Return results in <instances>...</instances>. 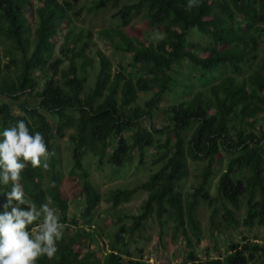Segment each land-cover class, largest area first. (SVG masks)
Here are the masks:
<instances>
[{
	"label": "trees",
	"instance_id": "1",
	"mask_svg": "<svg viewBox=\"0 0 264 264\" xmlns=\"http://www.w3.org/2000/svg\"><path fill=\"white\" fill-rule=\"evenodd\" d=\"M136 1L118 14L123 26L144 14L159 30V39L148 42L134 40L120 30L102 32L111 41L114 35L120 36L122 41L115 44L116 49L132 56V72L124 68L114 74L111 61L103 53H98L96 60L88 56V34L75 26L78 13L71 3L0 0V35L12 46L4 56L0 51V100L28 96L22 104L23 114H14L9 104L0 102V121L6 128L23 119L31 131L44 136L51 151L55 140L72 130L74 170L84 180L86 207L82 219L89 229H80L78 220L69 219V202L62 193V177L55 161L47 170L29 166L23 173L26 195L37 205L51 199L66 230L78 229L68 239L64 235L52 260L44 258L40 264H151L131 256L123 235L136 234L152 219L161 228L172 222L174 238L186 244L184 264H264V241L258 239L232 243L216 258L202 259L196 253L197 244L204 240L197 218L202 200L211 206L210 229L214 233L241 226L264 227V57L260 55L264 0H200L192 9L186 8L187 0ZM115 2L118 6L120 0ZM30 20L36 27L33 40L28 37L32 32ZM64 30L68 33L62 58L55 59L56 41ZM193 30L211 39L212 45L190 42L188 36ZM4 58H9L8 64ZM66 61L68 70L63 69ZM184 61L209 75H224L229 69L232 74L207 92H198L192 100L169 107L167 126L145 129L142 121L154 117L164 95L172 90L174 66ZM97 66L95 85L88 91L90 70ZM140 93L151 95L143 106ZM30 98L37 102L35 107L29 104ZM43 112L57 118L56 128ZM192 127H196L195 132L187 141L186 133ZM157 135L164 136L165 142L161 143ZM112 138L115 145L110 149ZM157 146L165 151L155 163H162L161 168L141 186L110 194L118 209L139 192H148L142 212L132 217L129 231L124 227L115 238L106 236L110 242L104 243L109 250L103 258L97 259L91 250L85 255L80 247L90 248L96 236L104 237L93 224L102 196L91 183L85 157L92 154L101 165L122 168L134 151L144 159L145 151ZM222 152L232 157L213 198L209 184ZM190 162L204 168L197 176L194 192L186 197L180 184L190 174ZM221 214L223 222L218 220Z\"/></svg>",
	"mask_w": 264,
	"mask_h": 264
},
{
	"label": "rangeland",
	"instance_id": "2",
	"mask_svg": "<svg viewBox=\"0 0 264 264\" xmlns=\"http://www.w3.org/2000/svg\"><path fill=\"white\" fill-rule=\"evenodd\" d=\"M61 3L69 2L72 8L77 10V17H74V24L79 31L84 30L88 34L87 40L90 41V48L88 56L94 60L98 58V53H103L110 61L113 73H119L127 68L128 72H132L130 64L132 56L116 49L115 44H119L122 38L114 35V41L102 35V32L109 30H120L126 36L137 40L143 39L148 42H155L159 39V30L151 26L150 21L147 20L144 14L134 17L128 27H124L120 16L118 15L123 7L136 3V0H120L116 6L115 0H59ZM99 7V8H97ZM33 20L29 21V27L32 32L28 34L30 39H34L35 26ZM67 30L61 32L60 37L56 41L55 59L62 58L61 49L65 43V36ZM91 33L92 35L90 36ZM189 41L193 43H200L202 45H212L211 39L203 37L198 34V31H191L189 33ZM260 55L264 57V38L261 40ZM11 43L6 38L0 35V51L4 56L5 53L10 52ZM33 50V47L31 48ZM9 63V58H4V64ZM69 63L66 61L63 69L68 70ZM88 80V91L95 85L96 76L98 74V66L96 70H90ZM232 74L229 69L224 75L216 74L209 75L204 73L201 69L196 67L189 61H184L174 66L172 76L174 82L170 93L164 95L159 108L156 110L152 119L146 118L142 121V126L151 131L152 126L162 128L168 125L169 107L181 103L183 101L192 100L198 92H207L212 85L218 84L225 75ZM240 80V78H238ZM28 99L27 95L22 96L19 100H14L10 97H2L0 102L9 104L14 114H23L22 104ZM151 99V95L140 93L139 103L143 106L147 100ZM29 104L35 107L37 102L34 99H29ZM44 115L54 123L56 128L57 118L52 117L46 112ZM263 128H264V122ZM196 127L190 128L187 133V141H189L195 132ZM2 121H0V130H3ZM74 132L68 131L65 138H57L55 140V148L53 151L55 155L50 159L51 162L55 161L59 173L62 177V193L69 202V219L78 220L80 229H89L82 219L86 207L85 197L82 195L84 180H81L80 173L74 170V160L72 152V144L70 141L71 135ZM157 139L165 142L164 136L157 135ZM115 139L110 141L111 148L113 149ZM165 154L161 146L149 148L145 151V158L141 159L139 151L132 153L131 159L122 167L115 168L106 163L101 165L98 160L92 155L88 154L85 157L86 166L90 172V180L94 187L100 192L102 199L94 217L93 224L100 228L99 232H103V236H96V240L92 242L90 248L80 247L82 252L87 255L88 251L97 255L98 258H103L109 247L105 245L108 235L116 237V234L125 227L126 231L130 230L132 225V217L139 215L142 212V206L147 200L149 193L141 191L128 203H122L117 209L114 208L110 199V194L118 189L132 190L143 183L147 182L151 175L158 171L161 164H155L156 161ZM232 155L222 152L218 160V167L214 177L209 184V191L213 198L217 197L218 184L221 174L226 170L227 162ZM143 164V165H142ZM202 164L190 162V174L180 184V190L189 197L194 192V188L198 185L197 176L203 170ZM47 172V171H45ZM49 186L48 180L45 187ZM3 191V189H0ZM6 204V197L0 195V205ZM206 201H201L197 218L201 222L204 232V240L199 245L197 244L196 253L202 259L208 257L216 258L225 253V249L232 243H241L244 240L264 241V227L255 226L247 228L241 226L238 229L225 228L221 233H214L210 229V217L212 210ZM218 207H222L220 204ZM243 219L245 218L244 211L241 213ZM222 220V214L218 218ZM93 225V226H94ZM172 222H166L164 228H161L156 219H152L145 225L139 232L134 235L124 234L127 241L128 250L135 260H148L151 264H184L187 255L186 244L182 239H175L173 236ZM78 229L68 231L65 228L64 235L66 238L72 237ZM92 232V231H90ZM105 238V239H103ZM104 243V245H103ZM196 243V242H195ZM199 245V246H198Z\"/></svg>",
	"mask_w": 264,
	"mask_h": 264
},
{
	"label": "clouds",
	"instance_id": "3",
	"mask_svg": "<svg viewBox=\"0 0 264 264\" xmlns=\"http://www.w3.org/2000/svg\"><path fill=\"white\" fill-rule=\"evenodd\" d=\"M200 0H187L186 8L198 7ZM55 155L44 136L31 131L23 119L0 130V191L6 204L0 211V264H40L52 260L64 237L61 223L51 199L37 205L22 186L25 170H47Z\"/></svg>",
	"mask_w": 264,
	"mask_h": 264
}]
</instances>
